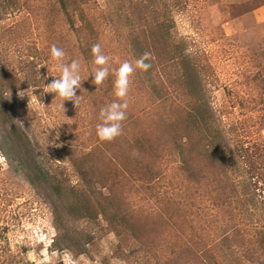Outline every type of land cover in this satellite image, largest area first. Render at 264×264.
Listing matches in <instances>:
<instances>
[{
  "label": "rangeland",
  "instance_id": "obj_1",
  "mask_svg": "<svg viewBox=\"0 0 264 264\" xmlns=\"http://www.w3.org/2000/svg\"><path fill=\"white\" fill-rule=\"evenodd\" d=\"M91 1L93 4L90 10L99 19L96 25L99 29V44L102 51H105L103 53L110 57L107 65L109 75L100 85L94 83L92 73L98 66L92 63L90 67L86 56L80 50L83 34L70 26L57 8L56 0H19L22 14L30 10L32 19L22 23L18 12L0 21V39L9 48L7 50L10 56L21 62L20 54L23 60H28L32 58V53L30 49L29 54L18 52L13 46V40L18 32L23 34L29 28L30 38H26V41L29 44L31 41L36 42L34 45L31 43L35 52V65L29 71L42 79L38 86H29L15 94L5 95L9 113L30 138L41 171L61 172L72 182L77 180L75 174L81 152L93 149V155L98 160L97 172L105 174L108 163L114 164L116 160L117 154L111 152L120 149L121 145L126 146L122 144L124 141H102L97 136L96 125L103 122L100 119L101 108L107 107L113 101H126V118L130 119L127 123L131 122V118H137L135 123L144 129L150 122L146 112L135 116V111L138 113L144 108L145 90L149 87L145 79L139 81L132 73L128 94L123 100L115 95L114 85H111L114 83L106 82L108 78L115 81L113 70L128 61L123 48L125 38L132 33L131 15L123 13L113 19V7L122 6L117 0L114 3H109L108 0ZM154 6H158V21L164 20L170 26L172 39L183 50V55L195 58L192 61L193 66L198 60L199 69H192L193 76L198 79L195 86L193 84L196 100L201 103L202 98L205 116L212 120L211 128L218 136L216 139L223 142V145L227 144L225 150L229 161L228 170L241 195L249 198L248 206L255 213L253 220L256 224L247 225V229L251 235L258 236L261 260L264 262V178L256 184L235 149L239 141L245 147L264 145V0H157ZM165 6L169 8L167 15L162 11ZM123 7L128 14L130 7ZM56 13L61 17L56 18ZM16 21L20 22L18 27ZM4 44H0V50ZM47 44L50 46L44 47ZM53 44L64 50L63 63L70 64L75 59L81 64L80 87L74 86L76 95L80 96L78 105L73 100H66L64 107H61V97L56 96L55 92L44 91L48 83L61 75L59 63L51 56ZM21 48L20 51H24L22 46ZM21 90L25 91L23 97L18 95ZM93 93L96 95L91 99ZM90 100L93 104L89 103ZM128 138L131 140V133ZM148 141L149 139L146 143ZM151 141L155 144L160 141L164 146L163 174L151 191L145 190L131 196V190L128 191L125 186V203L131 202L132 206L135 205L131 209L136 211L140 240L144 243L152 242V249L166 254L170 248L177 251L184 249L186 241H190L194 235L190 224L181 229L179 225L171 227L158 220L157 214H165L170 207L168 205H172L174 200H186L187 189L178 169L181 156L177 149L170 148V145L167 148L166 139L154 138ZM0 142V227L8 226L5 239L13 250L28 245L27 257L32 264H54L59 260L64 264H131V250L141 245L139 239L131 237V231H126L127 236L120 243L115 232L101 230L99 235L86 244V253L77 256L67 249L51 250L56 234L51 202L58 207L60 199L55 194L47 193L50 194L48 202L36 194L15 159L3 151L7 147L1 129ZM128 160L131 162V158ZM262 160L264 157L260 158L264 164ZM88 166L91 169L93 162L90 161ZM196 202L198 207L196 203L193 205L191 212L194 214L190 216L191 223L194 224L195 214L201 210L200 200ZM200 204L205 211L203 202ZM205 220L207 219H202L201 223L208 225ZM151 222L154 223L153 226L147 224ZM68 223L73 231H81L83 228L74 219ZM145 236H154L156 240ZM146 258L147 255L142 259L144 264H147L144 261Z\"/></svg>",
  "mask_w": 264,
  "mask_h": 264
},
{
  "label": "trees",
  "instance_id": "obj_2",
  "mask_svg": "<svg viewBox=\"0 0 264 264\" xmlns=\"http://www.w3.org/2000/svg\"><path fill=\"white\" fill-rule=\"evenodd\" d=\"M108 1L114 3L115 0ZM117 1L122 6L113 7V19L123 13L131 15L132 33L124 40L123 52L127 55L128 62L133 65L135 69L133 73L139 81L145 79L149 86L145 90L144 108L141 112L135 111V116L146 112L149 114L150 122L144 129L135 123L137 118H131L129 123L127 120L130 119L126 118L122 122V134L113 140L124 141L122 144L126 146L121 145L120 149L110 151L117 154L116 160L114 164L108 163L109 167L105 174L97 172L98 160L93 155V149L79 154L76 182L65 178L61 172L41 171L30 138L11 117L5 96L7 93L15 94L22 88L38 86L42 82L41 76H35L29 71L35 65L33 54L35 52L31 47L33 42L29 44L28 40L26 41V38H30V30L27 27L25 33L18 32L13 40V46L18 52L29 54L30 49L32 53V58L28 60H23L20 54L22 62L10 56L7 50L9 48L0 39V44H4L0 50V129L3 131L7 147L3 151L15 159L36 194L41 195L46 201L50 199V194L47 193L55 194L60 199L58 207L51 202L56 228L51 250L67 249L77 256L86 253L88 249L86 244L99 235L101 230L115 232L120 243L124 242L126 231H131V237L139 239L141 244L131 250V264H144L142 259L145 255L148 257L144 259L147 264H264L261 260L260 240L247 229V225L255 223L253 220L255 213L248 206L249 198L241 195L228 170L229 161L225 150L227 144L223 145V142L216 139L218 136L211 128L212 120L205 116L202 98L201 103L196 100L194 86L198 79L193 76L192 69L196 67L199 69L198 60L193 66L192 61L195 58L183 55V50L172 39L170 26L164 20L158 21L159 12L156 11L158 6H154L157 0ZM56 2L57 8L70 26L79 34H83L84 40L80 50L86 56L88 65L92 67L94 55L91 49L94 44L99 43V29L96 26L99 19L90 10L93 2L91 0ZM123 5L130 7L128 14ZM20 6L19 0H0V21L18 12L22 23L31 20L32 12L29 10L30 12L22 14ZM168 9V6L163 8L164 15H167ZM55 16L61 17L57 13ZM15 24L18 27L20 22L16 21ZM119 28L122 29L121 26ZM21 46L24 51H20ZM49 46L50 44H47L44 47ZM146 52L150 53V56L145 62L151 65L147 71L135 65V61ZM46 57L50 58L48 54ZM109 81L114 83L113 79L106 80ZM95 95L93 93L91 99H94ZM89 103L93 104L91 100ZM130 133L131 140L128 138ZM154 138L166 139L167 148L170 145V148L177 149L181 156L178 169L187 189L186 200L173 199L174 202L168 205L170 207L165 214H157L158 220L171 227L179 225L181 229L190 224L194 235L190 241H186L184 249L177 251L170 248L166 254H160L156 249H152V242L144 243L140 240L136 211L131 209L135 205L132 206L131 202L125 203L124 194L125 186L128 191L131 190V196L133 193L141 194L145 190H153L163 174L164 146L160 141L157 144L153 143L151 139L154 141ZM241 142L236 143L235 149L247 165L250 178L255 179L257 184L264 178V164L260 161V158L264 157V149H261L264 145L254 144L245 147ZM1 149L4 148L1 146ZM130 158L132 163L128 160ZM90 161L93 162L91 169L88 166ZM197 200H200L201 210L200 214L199 211L196 212L194 224L191 223L190 216L194 214L191 208L195 203L197 206ZM202 202L205 211L202 210L200 204ZM69 217L82 225L81 231L71 230ZM202 219H207L205 222H208V225L202 224ZM198 222L200 224H197ZM147 224L154 225L153 222ZM7 229V225L0 227V264H32L27 257L28 245L13 250L5 239ZM85 233L88 235L85 236ZM145 237L156 240L154 236ZM54 264L64 262L59 260Z\"/></svg>",
  "mask_w": 264,
  "mask_h": 264
},
{
  "label": "clouds",
  "instance_id": "obj_3",
  "mask_svg": "<svg viewBox=\"0 0 264 264\" xmlns=\"http://www.w3.org/2000/svg\"><path fill=\"white\" fill-rule=\"evenodd\" d=\"M94 55V63L98 67L92 70L94 73V83L100 85L109 75L108 62L110 57L105 55L99 43L94 44L91 49ZM51 56L59 63L61 75L48 83L45 92H55L56 96L62 98V105L64 101L73 100L76 105L79 104L80 96L76 95V88L80 87L81 83V64L78 60H72L70 64L63 63L65 52L62 48L55 44L51 46ZM150 56V53H145L143 57L135 61L137 68L147 71L151 65L145 61ZM42 66V65H41ZM133 65L124 61L113 70L116 79L114 81L115 95L123 100L127 96L130 84V76L134 72ZM18 95L23 97L25 91L21 90ZM127 102L113 101L105 108L100 109V119L103 121L96 125V134L102 141H111L122 134V122L126 119ZM135 154V153H133Z\"/></svg>",
  "mask_w": 264,
  "mask_h": 264
}]
</instances>
